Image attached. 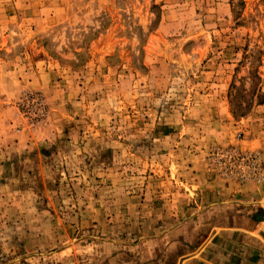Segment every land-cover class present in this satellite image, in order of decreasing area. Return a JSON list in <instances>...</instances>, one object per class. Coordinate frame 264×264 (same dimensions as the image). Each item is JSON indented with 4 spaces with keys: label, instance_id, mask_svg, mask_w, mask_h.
I'll return each mask as SVG.
<instances>
[{
    "label": "rangeland",
    "instance_id": "obj_1",
    "mask_svg": "<svg viewBox=\"0 0 264 264\" xmlns=\"http://www.w3.org/2000/svg\"><path fill=\"white\" fill-rule=\"evenodd\" d=\"M245 220L264 0H0V264H180Z\"/></svg>",
    "mask_w": 264,
    "mask_h": 264
},
{
    "label": "crops",
    "instance_id": "obj_2",
    "mask_svg": "<svg viewBox=\"0 0 264 264\" xmlns=\"http://www.w3.org/2000/svg\"><path fill=\"white\" fill-rule=\"evenodd\" d=\"M239 211L248 212L244 207ZM248 220L233 232L214 236L211 241L187 251L180 264H264V239L251 234L262 223Z\"/></svg>",
    "mask_w": 264,
    "mask_h": 264
}]
</instances>
